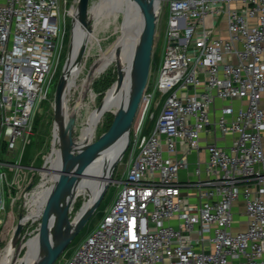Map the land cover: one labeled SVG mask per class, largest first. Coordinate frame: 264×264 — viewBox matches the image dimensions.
I'll return each instance as SVG.
<instances>
[{
	"label": "built area",
	"instance_id": "2783aa9c",
	"mask_svg": "<svg viewBox=\"0 0 264 264\" xmlns=\"http://www.w3.org/2000/svg\"><path fill=\"white\" fill-rule=\"evenodd\" d=\"M62 2L0 0V214L56 72ZM155 36L161 61L142 96L152 126L62 264H264V0H157ZM193 152L204 167L181 180Z\"/></svg>",
	"mask_w": 264,
	"mask_h": 264
},
{
	"label": "rangeland",
	"instance_id": "374dc122",
	"mask_svg": "<svg viewBox=\"0 0 264 264\" xmlns=\"http://www.w3.org/2000/svg\"><path fill=\"white\" fill-rule=\"evenodd\" d=\"M64 1L66 4H64ZM74 0H63L61 10V33L58 42V65L48 97L36 109L31 120V132L26 140L17 146V165L20 166L18 172L6 171V182L3 188V208L0 214V253L5 249L14 229L21 219L22 233L18 240L14 242L15 250L18 249L17 259H22L26 255V248L19 250L21 245L33 239L37 235L46 211L39 212L34 218L24 221L26 216L33 210L36 212V205L32 202L43 188L54 183L53 175L46 171L50 167L48 160L58 144L55 140L54 129V95L55 89L61 74V70L70 53L72 35L74 27V11L70 14L69 9ZM91 32L82 30L79 23V13L74 17L77 21V35L80 36V43L87 41V47L79 63L78 68H74L72 80L70 82V94L68 100L69 114H75V126L73 128V138L78 137L83 123H87L89 115L102 108L107 102V93L117 83L118 70L122 78L126 75V66L118 61L114 62L103 74H97V69L107 58H117L119 56L128 58L127 54L116 47L120 36V26L123 19L126 0H90ZM80 45V44H79ZM114 46V47H113ZM163 40L154 38L152 59L147 84L151 86L156 78L161 61ZM79 49V48H78ZM78 52V51H77ZM77 55V54H76ZM140 107L134 119L130 133L129 146L122 159L115 165L112 171L111 180L106 192L90 220L79 232V234L66 247L64 252L54 264H62L71 255L82 240L99 224L105 212L114 200L119 182L124 176L128 163L133 153L134 137L138 135L140 128L147 130L149 125L146 119L148 114V102L141 101ZM79 104L77 112L74 108ZM119 111L110 109L104 113V118L97 126L92 145H98L100 138L110 129L114 118ZM78 150L81 151L79 148ZM44 166V169H41ZM87 195H80L75 202L70 204L69 220L88 201ZM32 209V210H31ZM24 250V251H23ZM34 250L31 249L29 254ZM28 254V255H29Z\"/></svg>",
	"mask_w": 264,
	"mask_h": 264
},
{
	"label": "water",
	"instance_id": "95a60500",
	"mask_svg": "<svg viewBox=\"0 0 264 264\" xmlns=\"http://www.w3.org/2000/svg\"><path fill=\"white\" fill-rule=\"evenodd\" d=\"M157 0H135V6L142 35L141 49L135 61L134 74L131 81V101L127 105H122L117 116L114 118L110 129L106 135L112 132L108 145H93L78 150L73 142V128L75 126V114H69L68 91L69 83L72 79V71L78 68L79 63L87 47V41H81L75 61H69L70 53L63 65L54 95V129L57 127L60 133L61 144L59 147L64 151L62 167L59 171L55 190L44 216L43 222L37 233L38 247L41 249V256L36 257L31 264H54L69 243L79 234L92 214L98 208L109 182L115 165L122 159L128 149L130 133L134 119L142 103L143 92L146 88L152 59L154 37H155V7ZM77 10L79 13L80 27L84 32H91V20L89 19V0H78ZM126 39V31L120 33L116 47H120ZM114 47V46H113ZM73 67V68H72ZM122 75L118 70V83ZM79 104L75 106L77 112ZM67 127V142L64 139L63 129ZM111 149V154L116 157L108 182L104 186L101 194L96 198L91 208L83 215L74 228L69 224L70 201L69 194L76 182V176L86 167L95 157L106 149ZM44 169V166L41 168ZM22 233V221H18L13 239L16 242Z\"/></svg>",
	"mask_w": 264,
	"mask_h": 264
},
{
	"label": "bare ground",
	"instance_id": "6f19581e",
	"mask_svg": "<svg viewBox=\"0 0 264 264\" xmlns=\"http://www.w3.org/2000/svg\"><path fill=\"white\" fill-rule=\"evenodd\" d=\"M124 7L123 19L121 21L120 33L126 31V39L124 43L120 46L121 50L127 54L128 58L115 57L107 58L97 69V74H103L114 62L118 61L126 66V75L107 93L106 104L92 112L87 119V123H83L80 129V134L78 137L73 138L74 145L77 149L83 150L86 147L93 146L92 142L94 135L101 120L104 118V113L110 109L119 111L122 105H127L132 102V92H131V81L134 74L135 61L139 55L141 49L142 35L139 26V19L137 16L135 0H126ZM78 10H74V17H77ZM74 27L72 35L71 53L69 61L73 63L76 58V54L80 44V36L77 35V21L74 18ZM73 68V67H72ZM74 69L72 71L73 76ZM122 75V74H121ZM71 82V81H70ZM70 85V83H69ZM118 114V113H117ZM117 116V115H116ZM115 116V117H116ZM101 124V123H100ZM98 130V129H97ZM64 139L67 142V127L64 126L63 129ZM112 132L109 134H104L99 142V146L108 145V141ZM55 140L58 144V148L52 151L49 157L48 163L50 167L46 169L47 172L53 175L54 183L51 186L45 187L38 194V196L33 200L32 204L36 205V212L33 210L28 216H26L24 221L34 218L37 213L47 211L49 201L51 200L55 185L57 184L59 171L62 167V162L64 158V151L59 147L61 144L60 133L55 127ZM108 143V144H107ZM111 149H106L104 152L100 153L95 157L86 167H84L80 173L76 176V182L69 194L70 204L75 202L80 195H87L89 197L88 201L83 204L81 209L75 214L74 218L69 220L71 228H74L78 221L83 217V215L91 208L96 198L101 194L104 186L108 182L111 167L114 164L116 157L111 154ZM106 192V191H105ZM32 210V209H31ZM42 216V215H41ZM14 239L11 236L5 249L0 253V264H31L36 257H40L41 249L38 247L37 235L26 244L24 242L20 249L26 248V255L22 259H17L18 249L14 248ZM33 249L34 251L29 254V251ZM24 251V250H23ZM29 254V255H28Z\"/></svg>",
	"mask_w": 264,
	"mask_h": 264
},
{
	"label": "crops",
	"instance_id": "0c3cea01",
	"mask_svg": "<svg viewBox=\"0 0 264 264\" xmlns=\"http://www.w3.org/2000/svg\"><path fill=\"white\" fill-rule=\"evenodd\" d=\"M221 105V103L218 102V106ZM206 161V154L204 152L198 153H191V155L188 156V167L187 169H183L179 172V176L181 180H186L189 177H192V173L194 169L197 167V162H199L200 168L202 169L204 167V163Z\"/></svg>",
	"mask_w": 264,
	"mask_h": 264
},
{
	"label": "trees",
	"instance_id": "16d2710c",
	"mask_svg": "<svg viewBox=\"0 0 264 264\" xmlns=\"http://www.w3.org/2000/svg\"><path fill=\"white\" fill-rule=\"evenodd\" d=\"M77 27H78V25H77Z\"/></svg>",
	"mask_w": 264,
	"mask_h": 264
}]
</instances>
